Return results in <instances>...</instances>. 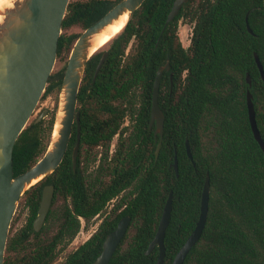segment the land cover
Masks as SVG:
<instances>
[{
    "label": "trees",
    "instance_id": "obj_1",
    "mask_svg": "<svg viewBox=\"0 0 264 264\" xmlns=\"http://www.w3.org/2000/svg\"><path fill=\"white\" fill-rule=\"evenodd\" d=\"M121 1L69 2L62 30L79 26L83 32ZM173 1L145 0L132 13L110 41L93 83L104 52L87 62L77 93L80 145L75 169L71 154L76 123L59 167L22 196L27 221L14 235L9 233L3 264H55L58 252L78 235V218L88 227L97 214L108 211L91 237L58 264H93L105 237L124 216L130 223L108 264H155L157 248L148 256L144 253L169 195L163 264H171L195 228L206 175L207 220L183 264H264V155L254 140L246 106L249 92L264 142V80L253 56L257 54L264 72L262 0H188L157 42ZM181 16L196 20L187 51L176 34ZM81 32L60 35L57 59L62 64L49 77L41 100L58 94L67 57ZM167 60L169 70L163 73L158 95L163 135L155 158L160 139L155 141V127H150L152 88ZM54 122L51 113L48 119L32 120L21 132L12 151L14 177L43 156ZM89 164L95 167L90 170ZM46 185L53 187V200L36 233L32 222Z\"/></svg>",
    "mask_w": 264,
    "mask_h": 264
},
{
    "label": "water",
    "instance_id": "obj_2",
    "mask_svg": "<svg viewBox=\"0 0 264 264\" xmlns=\"http://www.w3.org/2000/svg\"><path fill=\"white\" fill-rule=\"evenodd\" d=\"M10 5L0 11V264L4 262L6 244L13 217L20 198L31 187L51 175L61 164L68 148L73 124L76 123V143L72 149V168L75 169L80 145L79 113L76 111L77 93L89 59L91 38L111 25L121 16L128 19L145 0H122L101 19L86 28L75 41L67 61L60 87L59 114L55 117L51 141L43 156L26 172L14 177L12 151L21 132L40 101L57 59V43L62 31L69 0H9ZM188 0H174L167 15L157 42L165 28L178 15ZM264 12V0H262ZM127 19V21H128ZM127 23V22H126ZM248 33H252L246 18ZM258 71L264 79L262 65L256 53L253 54ZM107 53L104 52L95 68L92 83L103 66ZM169 70V61L159 67L153 83L150 109V127L155 126L154 138L159 141L155 150L157 158L163 135L164 116L158 105L160 81L164 71ZM250 86V77L246 75ZM246 106L248 120L254 140L264 155V142L258 131L252 95L247 92ZM45 113V112H44ZM41 116H43V114ZM41 116L38 120L41 119ZM57 126V127H56ZM56 129V134L54 135ZM186 151L192 156L186 142ZM175 175L178 173L177 159L172 164ZM209 177L206 175L201 200L200 214L195 228L175 255L171 264H183L190 250L199 241L208 216ZM53 200V187L46 185L42 189L37 216L33 221L34 232L44 225ZM171 215V195H169L161 213L154 238L149 243L145 256L154 249L158 250L155 264H163L165 257L164 237ZM129 217H123L116 228L104 239L102 251L93 264H108L119 243L125 236Z\"/></svg>",
    "mask_w": 264,
    "mask_h": 264
},
{
    "label": "rangeland",
    "instance_id": "obj_3",
    "mask_svg": "<svg viewBox=\"0 0 264 264\" xmlns=\"http://www.w3.org/2000/svg\"><path fill=\"white\" fill-rule=\"evenodd\" d=\"M74 1H86V0H69V2H74ZM189 28H190V25H185L184 21L181 24H178L177 26V32H176L177 37L182 47L184 48L188 45L186 34L189 31ZM80 32H81V29L79 28V26H75V27L70 28L66 32L62 30L61 34H65V33L66 34H78ZM109 44L110 42L95 53L105 52L108 49ZM68 58L69 56L67 57V61H68ZM61 64L62 62L56 59L54 68H53V73L61 67ZM60 99L61 97H60V90H59L58 94L54 93L52 95H49L46 99H44V101H40L38 105L36 106V109L33 112L32 117L30 118V122L36 118H39L44 111L45 113L43 114V116H41V118L48 119L51 113H54L55 117H57L59 114ZM93 167L95 166H93L92 164H89L90 170H92ZM21 199L22 197L20 198L18 202L16 213L13 217L14 225L12 226V223H11V227L9 230V233L11 235H14L18 230H20L26 224V221H27L28 210L25 206L21 204ZM94 225L95 224L93 223L90 227H88L87 230L85 229L82 232L80 231V233L76 236V238L71 244H69L66 248L61 249L58 252L57 260L55 264L60 263L65 257V255L68 253V251H71L72 249L80 245L83 241H85L89 237V235H91L94 232V229H95Z\"/></svg>",
    "mask_w": 264,
    "mask_h": 264
},
{
    "label": "bare ground",
    "instance_id": "obj_4",
    "mask_svg": "<svg viewBox=\"0 0 264 264\" xmlns=\"http://www.w3.org/2000/svg\"><path fill=\"white\" fill-rule=\"evenodd\" d=\"M10 5L9 0H0V11ZM128 16L125 14L121 16L118 20L114 21L111 25L105 27L100 33L94 35L91 38V48L89 50L90 54H93L107 45L116 35H118L124 28L127 22ZM2 17L0 16V21ZM57 127V126H56ZM54 135L56 134V128Z\"/></svg>",
    "mask_w": 264,
    "mask_h": 264
},
{
    "label": "flooded vegetation",
    "instance_id": "obj_5",
    "mask_svg": "<svg viewBox=\"0 0 264 264\" xmlns=\"http://www.w3.org/2000/svg\"><path fill=\"white\" fill-rule=\"evenodd\" d=\"M188 2V1H187ZM184 5V4H183ZM186 11V10H185ZM186 13H188V11L186 12ZM190 17V16H189ZM189 17L188 18H186V17H182L181 16V18L177 21V26H178V24H181L183 21L185 22V25H190V28H189V31L187 32V34H186V38H187V40H188V45L184 48V47H182L185 51H187L189 48H190V46H191V42H192V36H193V28H194V26H195V23H196V20L194 19V20H190L189 19ZM175 19V18H174ZM176 32H177V27H176ZM177 34V33H176ZM180 42V41H179ZM181 44V43H180ZM182 46V45H181ZM163 76V75H162ZM262 78V77H261ZM262 80H264V79H262ZM47 98V97H46ZM45 98V99H46ZM40 101H44V100H41L40 99ZM39 101V102H40ZM38 102V103H39ZM38 105V104H37ZM36 109V108H35ZM35 111V110H34ZM45 112V111H44ZM43 112V113H44ZM33 115V114H32ZM32 117V116H31ZM37 120H38V118H36ZM41 119H43V118H41ZM40 119V120H41ZM39 121V120H38ZM30 122V121H29ZM124 126H127V122L124 124ZM152 126H154V125H152ZM155 127V126H154ZM155 130V129H154ZM259 131V130H258ZM155 139V138H154ZM116 140H117V135H115V137L113 138V140H112V142H111V144H110V154L112 153V151H113V149H114V146H115V144H116ZM263 153V152H262ZM100 156L98 155V158H99ZM96 164H98V161L96 162ZM113 203V201L111 202V204ZM111 206V205H110ZM109 212V211H108ZM108 212H106L105 214H103L102 216L100 215V214H97L93 219H92V221L90 222V224L88 225V227H90L93 223L95 224L94 225V227H95V229H94V232L96 231V229L98 228V226H99V224L102 222V220L104 219V217L105 216H107L109 213ZM124 217H126V216H124ZM128 217V216H127ZM36 218V217H35ZM123 218V217H122ZM121 218V219H122ZM79 219V221H80V224H81V228H80V231L82 232V231H84L85 229L87 230L88 229V227H85V221H84V219L83 218H81V217H79L78 218ZM120 219V220H121ZM119 220V221H120ZM34 221V220H33ZM118 221V222H119ZM130 223V222H129ZM118 224V223H117ZM117 226V225H116ZM129 226V225H128ZM32 228H33V222H32ZM116 228V227H115ZM114 228V229H115ZM42 229V228H41ZM128 229V228H127ZM80 231H79V233H80ZM113 231V230H112ZM111 231V232H112ZM93 232V233H94ZM127 232V231H126ZM36 233H38V232H36ZM78 233V234H79ZM92 233V234H93ZM91 234V235H92ZM126 234V233H125ZM91 235H89V237L85 240V241H83L80 245H82L83 243H85L90 237H91ZM76 238V237H75ZM74 241V240H73ZM72 241V242H73ZM71 242V243H72ZM70 243V244H71ZM103 244V243H102ZM120 244V243H119ZM80 245H78L76 248H78ZM119 246V245H118ZM76 248H74V249H76ZM74 249H72V250H74ZM102 251V250H101ZM101 253V252H100ZM99 256V255H98ZM97 256V257H98ZM95 261V260H94Z\"/></svg>",
    "mask_w": 264,
    "mask_h": 264
}]
</instances>
